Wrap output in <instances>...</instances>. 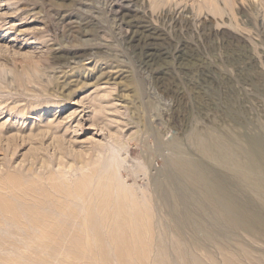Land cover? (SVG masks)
<instances>
[{
    "label": "rangeland",
    "instance_id": "rangeland-1",
    "mask_svg": "<svg viewBox=\"0 0 264 264\" xmlns=\"http://www.w3.org/2000/svg\"><path fill=\"white\" fill-rule=\"evenodd\" d=\"M109 193L133 264H264V0H0V264H121Z\"/></svg>",
    "mask_w": 264,
    "mask_h": 264
},
{
    "label": "bare ground",
    "instance_id": "bare-ground-1",
    "mask_svg": "<svg viewBox=\"0 0 264 264\" xmlns=\"http://www.w3.org/2000/svg\"><path fill=\"white\" fill-rule=\"evenodd\" d=\"M169 14V13H168ZM174 16V14H173ZM173 16H172V19H173ZM171 17V16H170ZM175 20V18H174ZM132 36V35H131ZM149 36V35H148ZM151 36V35H150ZM153 37V36H152ZM147 38V37H146ZM140 42V41H139ZM148 42V41H147ZM153 43V42H152ZM157 44V43H156ZM146 45V44H145ZM158 45V44H157ZM133 46V45H132ZM138 46V45H137ZM143 46V44H142ZM149 46V45H148ZM179 50V49H178ZM151 52V51H150ZM149 54V53H148ZM200 138V137H199ZM219 141L217 142H221V138H218ZM217 139V140H218ZM200 140V139H199ZM202 140V139H201ZM216 140V139H215ZM198 142V141H197ZM214 142V141H213ZM223 142V141H222ZM221 142V143H222ZM225 144L227 141H224ZM202 143V142H201ZM199 144V143H198ZM203 144V143H202ZM206 144V142H205ZM211 144V143H210ZM215 144V143H214ZM217 144V143H216ZM229 145V144H227ZM218 146V145H217ZM215 147V146H214ZM221 147V146H220ZM222 148V147H221ZM224 148V147H223ZM204 151L207 152L208 154L211 155V151L205 146L204 148ZM212 149V148H211ZM215 149V148H214ZM226 150H227V147H226ZM224 150H222L223 152ZM231 151H225V157H224V162H230L232 163V165L235 167V169L239 170L240 172H242L243 174H247L249 171H248V164H246L243 160L242 161H234L232 160V156H231ZM206 153V155H207ZM219 153V152H217ZM234 153V152H233ZM255 153V152H254ZM253 155V153H252ZM255 155V154H254ZM212 156V155H211ZM235 156V155H234ZM257 156V155H256ZM249 158V157H248ZM247 158V159H248ZM243 159V158H242ZM246 159V160H247ZM249 160V159H248ZM250 161V160H249ZM248 161V162H249ZM259 169V168H258ZM189 175V174H188ZM241 179V178H240ZM259 183V182H258ZM113 194V193H112ZM114 198L112 197V195L109 193L108 196L102 200V206H110L112 207V205L114 204ZM12 202V201H11ZM115 204H118V207L121 212H122V215L120 216H113V215H109V222L107 221V226H110L112 224V221L117 223L118 227H120V230L121 232L120 233H117L116 235H113V239L115 241H117L118 243V247H116V253L115 254V257L117 258V256L119 257V259L122 261L121 264H133L135 263L134 261L138 260V258H141V252H143V246L138 244V245H133V240L136 239V241L138 240V243L140 240H143L144 236L146 237V241H149V237L150 235H148L146 232H147V229L145 227V229L143 230L142 228H140L141 225V222L139 221V223L137 224H140V225H137V224H132L130 221H129V216L124 213V209L126 206L128 205H125V203H123L122 201H118V199L115 200ZM4 205L6 206V208H9V210H12L14 211L12 205L10 203H4ZM61 205V204H60ZM131 205V204H130ZM133 207V205H131ZM107 207V206H106ZM109 211V210H108ZM110 212V211H109ZM149 217V216H148ZM48 218V217H47ZM46 217H35V220L39 223H46V220H47ZM29 220V219H28ZM50 220V219H49ZM48 220V222H49ZM107 220V219H106ZM55 221V220H54ZM53 221V222H54ZM111 221V222H110ZM145 222V221H144ZM30 224V223H29ZM49 228V227H48ZM131 245L134 246L133 248L134 249H131ZM149 246V245H148ZM115 249V248H114ZM145 249V248H144ZM146 250V249H145ZM144 250V251H145ZM99 251V250H98ZM106 252V250H105ZM144 253V252H143ZM128 257V258H127ZM133 259V260H131Z\"/></svg>",
    "mask_w": 264,
    "mask_h": 264
}]
</instances>
